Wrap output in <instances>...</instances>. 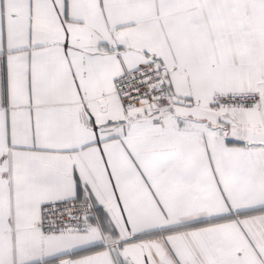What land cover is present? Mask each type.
<instances>
[{"label": "snow or ice", "instance_id": "snow-or-ice-1", "mask_svg": "<svg viewBox=\"0 0 264 264\" xmlns=\"http://www.w3.org/2000/svg\"><path fill=\"white\" fill-rule=\"evenodd\" d=\"M0 264H264V0H0Z\"/></svg>", "mask_w": 264, "mask_h": 264}]
</instances>
